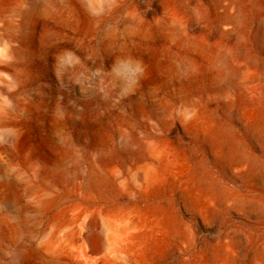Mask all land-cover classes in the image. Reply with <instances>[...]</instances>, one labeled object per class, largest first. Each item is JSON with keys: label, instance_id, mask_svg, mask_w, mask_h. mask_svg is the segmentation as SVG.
<instances>
[{"label": "rangeland", "instance_id": "rangeland-1", "mask_svg": "<svg viewBox=\"0 0 264 264\" xmlns=\"http://www.w3.org/2000/svg\"><path fill=\"white\" fill-rule=\"evenodd\" d=\"M0 50L29 100L14 163L50 164L42 129L72 161L160 146L169 166L135 192L148 263L264 264V0H0ZM14 220L0 264L32 244Z\"/></svg>", "mask_w": 264, "mask_h": 264}, {"label": "bare ground", "instance_id": "bare-ground-1", "mask_svg": "<svg viewBox=\"0 0 264 264\" xmlns=\"http://www.w3.org/2000/svg\"><path fill=\"white\" fill-rule=\"evenodd\" d=\"M6 53L0 50V216L14 217L11 226L17 230L19 220L27 218L26 234L32 240L29 248L16 250L8 261L149 264L145 251L154 227L145 216V206L135 203V192L144 193L145 185L167 169L169 153L149 144L133 151V164L126 167L105 157L72 161L71 150L42 129L50 164L14 163V142L23 132L20 114L28 113L29 100L21 96L25 69ZM192 246L190 234L178 251H188L191 257Z\"/></svg>", "mask_w": 264, "mask_h": 264}]
</instances>
